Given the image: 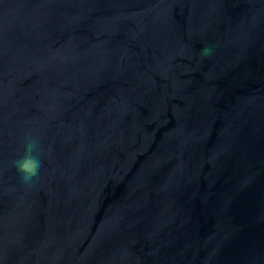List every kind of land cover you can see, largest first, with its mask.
I'll return each instance as SVG.
<instances>
[{
	"label": "water",
	"instance_id": "1",
	"mask_svg": "<svg viewBox=\"0 0 264 264\" xmlns=\"http://www.w3.org/2000/svg\"><path fill=\"white\" fill-rule=\"evenodd\" d=\"M0 264H264V0H0Z\"/></svg>",
	"mask_w": 264,
	"mask_h": 264
},
{
	"label": "clouds",
	"instance_id": "2",
	"mask_svg": "<svg viewBox=\"0 0 264 264\" xmlns=\"http://www.w3.org/2000/svg\"><path fill=\"white\" fill-rule=\"evenodd\" d=\"M201 54L202 57H211L214 54V48L205 47ZM23 145V152L13 161V166L19 174L20 182L26 188H32L38 181L43 167L42 145L40 138L35 135L26 136Z\"/></svg>",
	"mask_w": 264,
	"mask_h": 264
}]
</instances>
